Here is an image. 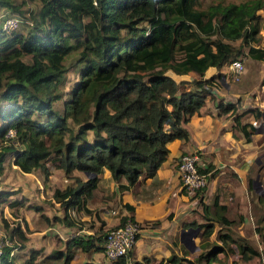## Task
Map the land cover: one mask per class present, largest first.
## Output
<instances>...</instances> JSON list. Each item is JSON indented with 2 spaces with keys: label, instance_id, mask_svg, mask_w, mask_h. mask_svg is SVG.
<instances>
[{
  "label": "trees",
  "instance_id": "trees-1",
  "mask_svg": "<svg viewBox=\"0 0 264 264\" xmlns=\"http://www.w3.org/2000/svg\"><path fill=\"white\" fill-rule=\"evenodd\" d=\"M263 2L201 5V0H38L36 11L26 15L30 21L27 31H0V101L7 105L0 112V121L6 120L0 125V137L12 127L16 142L0 149V161L10 149L12 164L23 172L39 169L46 177L50 159L65 174L80 171L84 178L72 176L71 184L52 190V198L64 210L59 220L65 225L74 224L66 214L69 210L92 214L86 202L98 192L96 174L102 168L109 171L121 192L139 175L155 172L167 154L168 141L188 138L183 123L203 105L206 94L212 95L214 79L221 76L205 77V70L209 66L218 70L236 59L239 48L227 41L239 39L249 56L264 60V48L251 46L259 39L256 10ZM22 4L0 0L10 15L21 14ZM72 50H76V79L58 109L59 94L51 90L64 79L63 60ZM166 70L176 74L190 71L197 77L189 80L188 89L181 90L184 82H176ZM237 104L238 100L236 104L220 102L217 107L219 112L233 113ZM251 111L255 118L261 115L258 109ZM239 116H233L234 125L248 141L246 127L253 130L254 126L241 123ZM262 151L259 157L264 156ZM210 168L199 170L208 172ZM256 196L264 200L263 195ZM124 205L132 210L131 205ZM201 209L204 222L182 224L202 229L200 251L193 260L171 253L166 259L170 264H211L216 253L224 252V246L231 243L243 260L262 255L264 260V253L231 230L233 219L227 217L226 205L218 203L217 193L210 204L201 202ZM126 216L133 219L132 215L121 216L118 223ZM214 223L218 245L206 240ZM254 230L263 239L260 226ZM10 231L19 248L22 229L16 224ZM103 235H73L64 243V250L53 249L39 264H71L72 248L102 250ZM10 247L3 248L1 264H17L9 254ZM36 253L31 251L23 264L31 263ZM127 256L116 263L125 264Z\"/></svg>",
  "mask_w": 264,
  "mask_h": 264
},
{
  "label": "crops",
  "instance_id": "crops-1",
  "mask_svg": "<svg viewBox=\"0 0 264 264\" xmlns=\"http://www.w3.org/2000/svg\"><path fill=\"white\" fill-rule=\"evenodd\" d=\"M255 60L257 62L254 63L252 70L245 68L242 77L239 76L243 83H247L245 86L240 87L226 81L219 82V86L215 85L211 88L212 95L206 94L203 105L183 123L188 138H173L166 143L167 154L151 176L139 175L128 189L118 192L109 171L102 168L96 174V191L98 192L86 202V206L92 210V214L76 212L73 225L78 224L76 219L80 221V224L76 226L75 232L72 225H62L68 235L63 238L65 242L71 236L79 233L92 235L93 232L90 233L92 228H89L88 225L90 223L94 225V221L98 223L103 221L105 224H112L110 225L112 227L119 222L121 216L132 215L139 222L140 229L130 250V259L133 262L138 261L139 264H170L166 260L167 257L171 253L178 255L179 246L182 245L178 240L179 230L184 228L182 224L190 220L199 221L198 218H203L202 209L200 211L197 206L200 201L210 204V198L212 199L216 191L222 187L229 193V198H232L234 202H239L241 207L243 201L246 200L247 189L249 190L245 179L246 166L258 157L257 149L264 141V122L262 121L264 118V60ZM224 67L226 64L218 70L209 66L205 70L204 76H210L215 72L220 73L221 76L224 73L229 75L224 71ZM184 74L194 75L190 71ZM190 79L180 80L179 82L184 83L179 88L188 89ZM236 100H238V104L233 113L219 112L218 103L236 104ZM253 109L260 110L261 115L255 118L251 111ZM237 114L240 115L238 120L241 123H250L254 126L253 130L246 127L249 131L248 141L243 139L240 131L234 125L233 116ZM192 151H197L199 154V167L204 168L212 165L213 169L217 170L211 174L209 171L210 175L206 186L198 192L189 191L180 186L178 172L175 168V160L180 155ZM19 171L22 175H28L30 181L17 182V185L13 184L12 188L0 186V218L17 219L18 225L23 231L22 244L13 253L17 264H23V260L27 259L33 250H36L37 253L29 264H39L40 258L52 251L51 241L55 235L52 233L53 226H45L44 223H41L39 216L43 214L48 218L55 215L60 217L58 203L53 200L50 189L56 174L53 171H59V169L55 168L50 171L52 173L48 175L45 184L42 183V175L36 170ZM72 176L84 178V174L77 170H72L70 174L63 173V187L67 180L72 179ZM71 183L72 181L68 184ZM44 190L48 192L47 198L44 195ZM220 199L218 197V203L224 204L219 201ZM9 204L12 206L9 207ZM124 204L131 205L132 210L125 208ZM72 212L75 213V211ZM258 219L257 217L254 220L257 222ZM246 223L252 225L248 218ZM217 229H213L212 233L206 237L207 241L214 240ZM211 235L212 237H210ZM224 250L225 253H218L225 255L229 250L232 252V256H239L233 243L224 246ZM88 251L98 252L99 250ZM188 252L186 251L185 254ZM91 261L93 260L85 262ZM97 264L100 263L97 262Z\"/></svg>",
  "mask_w": 264,
  "mask_h": 264
},
{
  "label": "rangeland",
  "instance_id": "rangeland-1",
  "mask_svg": "<svg viewBox=\"0 0 264 264\" xmlns=\"http://www.w3.org/2000/svg\"><path fill=\"white\" fill-rule=\"evenodd\" d=\"M13 1L16 3L23 2V4L21 5V8H20L21 14H18V16L22 19H23V17L26 18L27 14L36 11L38 4H39L38 0H13ZM238 1H241V0H201V5H206L207 3H211V2L212 3H227V2H238ZM9 14L10 13L6 10V8H4L3 6H0V21L4 15H9ZM256 14L258 15L261 30L258 33L259 34L258 41L252 42L251 46L258 47V48H264V29H262V27L264 25V2H263V6L256 10ZM28 29H29V25L26 24L25 21H23L20 23L19 26H17L14 29V32H17V31L25 32ZM224 41H227V40H224ZM227 42H229L230 44H232L236 48H239L238 53L235 55L236 59H238L242 65V71L239 74V76L244 74L245 68L247 70L248 69L252 70V68L254 67V63L257 62V60H255V58L248 55L247 46L241 44L239 39L227 41ZM75 58H76V50H72L65 55L64 60H63V64L66 67V71L64 73V79H62L61 83H59L55 89L51 90V93L59 94V99L56 100V102H55L58 109H60L61 101L67 96V93H66L67 90L75 82L76 70H77V66L75 64ZM24 59H26V58H24ZM227 65H226V67H227ZM226 67H224V71L227 72L229 75H226V73H224V76H219L218 78H215L214 79V82H215L214 86L215 85L219 86L220 85L219 82H226V81H228L232 84H237V86H240V87H242L243 85L245 86L247 84V83H243V81L241 79L242 76L239 77L238 79H233L232 74L229 73L230 71L228 72L229 69ZM215 74H216V72H215ZM166 75H169L176 82H179L180 80L187 81L191 77L192 78L197 77L195 74L192 76H189L187 74L178 75V74L172 73L169 70L166 71ZM226 77H227V79H226ZM181 90H183V89H181ZM6 108H7L6 103L3 101H0V112L2 113ZM5 121L6 120L0 121V125L3 124ZM12 145H16V144H12ZM259 149L261 150L260 153H263L262 149L264 150V141L259 146V148L257 150H259ZM260 153H259V151H257L258 157H259ZM237 161H239V160H237ZM51 162H53L52 159H50L46 162V166L48 168L46 177H44V175L40 172L39 169H34V170H36V172H38L39 174L42 175V177H43L42 183H44V184L48 180V175L52 173V172L50 173V171H52L56 168L53 164H51ZM57 169H59V168H57ZM246 169H247L246 170L247 174L245 176L246 183H248L249 178L252 180L257 175L258 180L261 184V188L264 191V156L259 157L258 162H256L255 160L251 161L249 163V165L246 166ZM60 170L61 169H59V171H53L56 174L53 177L54 181H53L52 185L50 186L51 191L56 187H58V188L63 187V173H62V170L61 171ZM31 171H33V170H31ZM209 171L211 174V173H215L217 170L213 169V166L211 165V168ZM19 172L20 171L16 167H14L12 164V150L6 149L3 153L2 159L0 161V182H1L0 186L4 187V188H12L13 184L17 185V182H21V181L27 182L28 180L30 181V177H28V175H22ZM71 181H72V179H70V181L67 180L66 185L68 183H70ZM251 188L252 189H249V190L247 189L248 194H246V196H245L246 200L243 201V205L241 207H240L239 202H234L232 200V198H229V193H227L226 190H223L222 187L219 190H217L216 193H217L218 197L221 198L219 201L224 203L227 207L226 212H225L227 217L233 219V222L231 224V230L234 232V234L236 236L239 235V236L243 237L248 243L254 245L255 247L258 248V250L260 252L264 253V237H263V239H261L259 237L258 232L254 230V228L257 225H259L260 226V232L264 235V219H261L264 216V200H259L257 198L258 196H256L258 193L253 190V187H251ZM44 195L46 196V198L48 197V192L46 190H44ZM258 195H262V194H258ZM263 198H264V195H263ZM210 201H211V198H210L209 202ZM11 206L12 205L9 204V207H11ZM197 206H199V209L201 211V201L199 204H197ZM57 207L60 210L59 211L60 217H58L57 215H55L51 218L47 217L48 220L45 221L44 217H43L45 215H42V217L39 216V219H40L41 223H44L45 226L52 225L54 228L52 233H54L55 235L52 237V241H51L53 249L64 250L65 240L63 238L67 237L68 235L63 230L62 225L64 223L59 220L63 216V209L59 205H57ZM10 214H12V213L10 212ZM66 214H69L70 220H72V221L75 220L74 218L76 217V212L73 213L72 210H69V211H67ZM12 216L15 217L14 215H12ZM257 217L259 219L256 222L254 219H256ZM247 218L249 220H251L253 227H251L252 225H248L246 223ZM2 220L6 223V225H3ZM76 220H77L78 224H80V221H78V219H76ZM198 220L199 221H197V220H193V221H195L196 223H201L202 221H204V219L202 217H201V219L198 218ZM16 224H19V221L17 219H12L11 217L0 218V233L2 235H4V237H7L9 235V233H11V231H10L11 227L16 225ZM78 224L77 225L72 224V227H73L72 229H74V232L76 231V228H77L76 226H78ZM110 225H112V224H105L103 221H100V223L94 221V225L92 223H90L88 225V227L92 228L90 231V233L93 232L92 235L98 236L102 233H105L111 227ZM190 227H192V226H190ZM217 228H218L217 225L214 224V230ZM24 229H25V227H24ZM201 232H202V229L199 227V231L194 238V242L197 246L200 243V240H202ZM79 234H81V233H79ZM210 237H212V235ZM16 242L19 243L18 240H16ZM209 242H212L215 245L219 244V242L216 241L215 238L213 241H209ZM20 243H21V241H20ZM179 244H181V243L179 242ZM181 249L182 248L180 245L179 246V253L177 256H183V257L189 258L191 260H193L196 256L197 252L200 251V249L198 247V249L195 250V252H192V253L188 252L185 254ZM71 251H72V259L70 262L71 264H81V263H83V261L85 262L86 260H89V261L93 260L92 262H96V263L98 262L100 264H116V261L111 262V261H108L107 259H105V257L103 256L102 250H99L100 252L99 251L98 252L97 251L96 252H92V251H88V252L86 251L85 252V251H81V250L76 249V248H72ZM223 253H225V252H223ZM130 254L131 253L129 250L128 256L125 258V264H132L133 263V260L130 259ZM231 254H232V252H230L229 250H227L225 255H223L222 253H217L216 254L217 259L215 258V260H213L211 264H264V260H262L263 255L260 256L259 258L255 256V257H251L248 260H243L241 257H239L240 254H239V256H236V255L232 256ZM23 262H24V260H23ZM179 264H186V263L184 261H181ZM200 264H202V263H200Z\"/></svg>",
  "mask_w": 264,
  "mask_h": 264
},
{
  "label": "built area",
  "instance_id": "built-area-1",
  "mask_svg": "<svg viewBox=\"0 0 264 264\" xmlns=\"http://www.w3.org/2000/svg\"><path fill=\"white\" fill-rule=\"evenodd\" d=\"M30 24L28 18L22 19L18 15H4L0 23V31L3 33H10L20 25L21 22ZM227 65V64H226ZM227 68L232 74L233 79H238L239 74L242 71L241 62L238 59L231 60ZM223 79V78H222ZM15 131L12 127H8L3 135L0 137V149L6 144H16ZM199 154L197 151L184 153L175 160V168L178 172L180 186L186 190L198 192L202 190L208 181L209 171L202 172L199 170L198 164ZM140 224L134 218L131 219L126 216L123 221L109 228L102 237V253L105 259L111 262H115L122 256L126 255L133 247ZM16 246H12L13 244ZM14 236L11 233L7 237H4L0 233V264L2 263L3 248L10 247L9 254H13L15 249L18 248Z\"/></svg>",
  "mask_w": 264,
  "mask_h": 264
},
{
  "label": "water",
  "instance_id": "water-1",
  "mask_svg": "<svg viewBox=\"0 0 264 264\" xmlns=\"http://www.w3.org/2000/svg\"><path fill=\"white\" fill-rule=\"evenodd\" d=\"M262 121L264 122V118H262ZM255 161L258 162L259 157H256ZM86 175H90V174L86 173ZM251 186L253 187V190L255 192L264 195V191L261 188V184L258 180L257 175L251 180ZM198 231H199L198 226L181 228L179 230L178 240L182 244V246L189 252H194L195 250L198 249V246L194 242V238L198 233Z\"/></svg>",
  "mask_w": 264,
  "mask_h": 264
}]
</instances>
